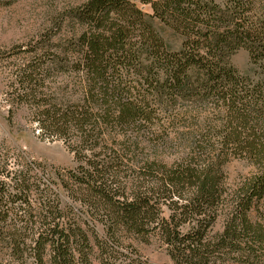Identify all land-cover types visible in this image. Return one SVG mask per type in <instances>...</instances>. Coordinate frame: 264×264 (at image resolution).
Here are the masks:
<instances>
[{"label":"trees","instance_id":"trees-1","mask_svg":"<svg viewBox=\"0 0 264 264\" xmlns=\"http://www.w3.org/2000/svg\"><path fill=\"white\" fill-rule=\"evenodd\" d=\"M55 24L6 55L8 121L26 108L74 166L0 144V264H151L152 240L173 264H264V0H83ZM233 161L253 173L230 184Z\"/></svg>","mask_w":264,"mask_h":264},{"label":"rangeland","instance_id":"rangeland-1","mask_svg":"<svg viewBox=\"0 0 264 264\" xmlns=\"http://www.w3.org/2000/svg\"><path fill=\"white\" fill-rule=\"evenodd\" d=\"M223 4L224 0H215ZM83 0H0V144L5 149L21 150L30 159L45 165L47 169L72 168L74 166L73 155L61 140L41 139L37 131L29 123L31 113L26 108L13 109L12 122L8 121V109L11 93L12 65L14 60L6 55L18 46L27 48L30 43L43 40L47 35L56 33V19L59 15ZM145 12H150L148 6H143ZM151 13V12H150ZM156 28H160L158 21L154 20ZM66 23L63 24L60 33L62 37L68 35ZM164 33V32H163ZM57 34V33H56ZM52 34V40L57 35ZM169 32L165 33V39L174 46L178 44L173 38H168ZM231 64L241 75L256 76L258 70L250 61L246 49H239L230 57ZM114 139H121L119 134ZM254 168L243 161H233L227 165L228 182L234 184L242 178L253 173ZM253 221L264 223V201L251 213ZM221 224H217L214 230H220ZM140 253L151 264H173L163 247L156 240L149 244L138 245ZM94 264H98L94 262Z\"/></svg>","mask_w":264,"mask_h":264}]
</instances>
